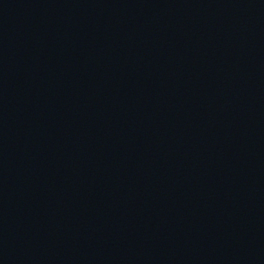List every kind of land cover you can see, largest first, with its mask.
Listing matches in <instances>:
<instances>
[{
	"label": "water",
	"instance_id": "obj_1",
	"mask_svg": "<svg viewBox=\"0 0 264 264\" xmlns=\"http://www.w3.org/2000/svg\"><path fill=\"white\" fill-rule=\"evenodd\" d=\"M0 264H264V0H0Z\"/></svg>",
	"mask_w": 264,
	"mask_h": 264
}]
</instances>
